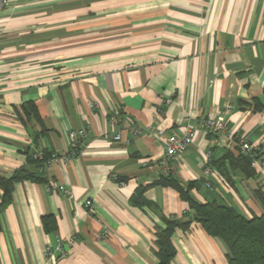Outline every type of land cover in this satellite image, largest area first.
Here are the masks:
<instances>
[{
	"label": "crops",
	"instance_id": "crops-1",
	"mask_svg": "<svg viewBox=\"0 0 264 264\" xmlns=\"http://www.w3.org/2000/svg\"><path fill=\"white\" fill-rule=\"evenodd\" d=\"M113 114L143 132L130 138L123 122L115 140ZM218 117L226 130L206 132ZM187 119L194 142L168 160L165 138ZM241 141L264 159V0H10L0 12V176L40 177L16 182L0 212V264H159L158 232L191 220L163 176L199 202L263 214L264 168L214 165ZM40 150L58 157L41 167ZM172 243L171 264H227L224 240L198 222Z\"/></svg>",
	"mask_w": 264,
	"mask_h": 264
},
{
	"label": "trees",
	"instance_id": "trees-1",
	"mask_svg": "<svg viewBox=\"0 0 264 264\" xmlns=\"http://www.w3.org/2000/svg\"><path fill=\"white\" fill-rule=\"evenodd\" d=\"M42 151L44 152L43 159L34 157L38 151L31 156L32 162H37L41 167H43L44 160L52 154L45 150ZM225 163L230 169L241 170L248 177L258 175L251 164V158L243 152L238 155L228 152L214 165L219 169H226ZM35 175L30 170L21 169L9 178L0 176V187L4 189V201L0 206V212L10 202L14 184L24 179H40ZM157 183L177 190L182 199L188 203L187 215L191 216V220L188 221L167 220L165 227L158 232L159 264H171L176 254L172 243L173 234L177 228H189L192 222L200 223L209 235L224 240L228 249L227 264H264V213L248 218L224 202H199L191 195V186L183 187L172 175L161 177ZM256 194L264 207V190L259 188Z\"/></svg>",
	"mask_w": 264,
	"mask_h": 264
},
{
	"label": "built area",
	"instance_id": "built-area-1",
	"mask_svg": "<svg viewBox=\"0 0 264 264\" xmlns=\"http://www.w3.org/2000/svg\"><path fill=\"white\" fill-rule=\"evenodd\" d=\"M9 2L10 0H0V12L8 6ZM123 122H125L126 124V128L129 131L130 138L136 137L143 132V128L137 124L135 119L125 120L119 114H113L110 116V123L113 127L116 128V133L114 136L115 140H121V133L120 130H118V128ZM203 126L206 132L221 133L226 130V122L223 117L208 118L203 121ZM154 129L155 130H151V131L156 136H163L165 133L164 130L162 129H157V128ZM196 131H197L196 126L193 124L191 120L187 119L185 131L182 135L171 133L166 136L165 147H166V155L168 157V160H175L177 156L183 154L189 148V146L194 142ZM86 138H88V130L86 128L70 131L69 140L72 146V150H71L72 155L76 154L80 141ZM240 145H241V151L251 158L252 160L251 164L253 167H258L261 169L264 168V159L262 158V156L258 155L256 148L254 147L253 144L249 142L241 141ZM34 157L38 159H43L44 152L40 150L35 154ZM57 157H58L57 153H52L47 159L44 160L45 165L51 164L54 160L57 159ZM205 172L207 174H210L211 168L207 167L205 169ZM207 185L210 186V183H207ZM51 189L54 190L57 189L58 191H61L69 196H72L71 189L65 185L51 184L49 190ZM85 205L88 208V212L93 211L92 208L94 207V203L92 200H87ZM46 255L48 257L52 256L51 247L46 250ZM61 255L65 256V253L61 251Z\"/></svg>",
	"mask_w": 264,
	"mask_h": 264
}]
</instances>
